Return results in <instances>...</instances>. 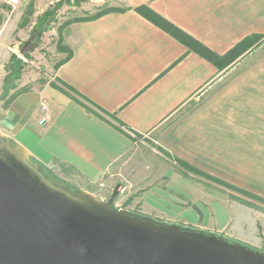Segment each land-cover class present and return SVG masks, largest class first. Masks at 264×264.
I'll list each match as a JSON object with an SVG mask.
<instances>
[{
  "label": "crops",
  "instance_id": "obj_1",
  "mask_svg": "<svg viewBox=\"0 0 264 264\" xmlns=\"http://www.w3.org/2000/svg\"><path fill=\"white\" fill-rule=\"evenodd\" d=\"M57 1H49L40 12L31 1L15 5L13 19L16 24L21 20L19 27L29 23L32 28ZM70 4L63 7L69 17L46 34L62 41L72 56L57 68L50 66L49 74L39 71L41 75L27 78L22 73L16 88L0 98L1 133L49 172L82 184L99 181L133 146L143 144L168 169L161 180L153 178L142 197L144 211L136 214L264 252L247 241L252 236L238 208L179 165L222 180L224 169L235 167L231 160L239 164L244 159L239 154L254 151L246 138L264 137V0ZM90 6L115 11L85 19L81 14ZM158 20L220 57L246 37L259 35L263 40L219 69L165 31ZM193 104L195 109L188 111ZM144 136L148 143L141 140ZM234 224L241 226V239L230 236L237 233Z\"/></svg>",
  "mask_w": 264,
  "mask_h": 264
},
{
  "label": "water",
  "instance_id": "obj_2",
  "mask_svg": "<svg viewBox=\"0 0 264 264\" xmlns=\"http://www.w3.org/2000/svg\"><path fill=\"white\" fill-rule=\"evenodd\" d=\"M53 179L0 131V264H264V252L167 224Z\"/></svg>",
  "mask_w": 264,
  "mask_h": 264
},
{
  "label": "rangeland",
  "instance_id": "obj_3",
  "mask_svg": "<svg viewBox=\"0 0 264 264\" xmlns=\"http://www.w3.org/2000/svg\"><path fill=\"white\" fill-rule=\"evenodd\" d=\"M7 0H0V15L3 21H0V96L3 94L2 79L5 75V65L7 64L10 55L15 54L23 56L29 65L24 64V76L41 75L40 72L50 73V66L54 67L57 62L65 58V52L58 51V41H55L53 35L45 33L44 40L39 45V50L35 54L25 57L20 51L21 44L27 42L31 34V24L19 27V22L16 24V19H13L15 13L11 12L12 8L6 4ZM29 1L34 2L38 8V12L43 11L51 0H18L16 6L27 4ZM53 1V0H52ZM9 6V9H4L2 6ZM98 12L94 7L90 6L87 11L81 15L89 17L91 14ZM80 12L76 15H79ZM18 16V15H17ZM67 16V8H63L58 12L57 25L54 28H58L62 23V18ZM35 16L32 17L34 20ZM60 43L63 45L62 41ZM66 47V46H65ZM24 50H31V45L24 47ZM19 58V57H18ZM20 59V58H19ZM22 61V60H21ZM35 68L37 70H35ZM40 71V72H39ZM221 84L214 86L213 91H217V88ZM195 109L194 104L188 108V111ZM264 132V131H263ZM146 139H143V143ZM148 143V142H146ZM246 144L254 151L247 152L245 156L239 154V157H244L241 163L237 164L235 160H231L229 169H224V173L227 174L226 178L222 180L218 177L213 178L220 180L227 185L236 188L238 190L246 191L258 198L264 199V137L246 138ZM159 151V149H157ZM162 153V152H161ZM164 154V153H162ZM240 165V167H239ZM238 166V167H237ZM168 166L165 161L159 159L155 153L150 151L143 144H136L125 155H123L109 170L103 175V177L92 184H82L73 181L66 180L59 174L49 172L50 176L60 181L65 185H69L72 188L83 190L94 194L100 199H107L114 187L117 184L122 185V192H120L115 198V205L117 208H125L131 210L133 213H142L144 211V200L142 199L144 192H146L150 184L153 183V178L161 180L167 172ZM152 174V175H151ZM198 176V175H197ZM151 177V178H150ZM201 177V176H199ZM212 177V176H211ZM208 184L205 187L212 189L217 193V196L221 197L228 204H231L232 208H238V214L245 217L247 222V234L251 239H247L251 245L258 247V249H264V203L246 197L235 190L224 187L203 177ZM69 182L70 184H67ZM153 186V185H152ZM159 185L155 184V187ZM180 207H186V202H179ZM241 213V214H240ZM239 217V216H238ZM234 223V222H233ZM235 225V224H234ZM230 226H228L229 228ZM237 230L236 234H230L233 239H241L238 230L241 226L235 225ZM243 230V229H241Z\"/></svg>",
  "mask_w": 264,
  "mask_h": 264
},
{
  "label": "trees",
  "instance_id": "obj_4",
  "mask_svg": "<svg viewBox=\"0 0 264 264\" xmlns=\"http://www.w3.org/2000/svg\"><path fill=\"white\" fill-rule=\"evenodd\" d=\"M82 2H83V0H74L73 3L70 4L68 2V0H59V1L55 2L53 5H51L50 7H48L41 15H39L36 18V22L31 28V34H30L29 40L27 42L21 44V46H20L21 53H23V55L25 57H29L31 50L39 47L43 34L48 32L52 28L53 24L57 23L58 12L64 7V5L70 4L71 7H79ZM112 11H115V10L112 8H100L98 10V12H96L95 14H93L89 17H86L85 19H94V18H97L101 15H104V14L112 12ZM139 11H141V10H139ZM153 16L154 15L152 14L151 17H153ZM154 17H156V16H154ZM157 23L165 31H167L169 34H171L175 38H177L182 44H184L190 50L194 51L199 56H201V57L205 58L206 60H208L209 62L213 63L219 69H222L223 67H225L228 63H230L232 60H234L241 52L246 51V50L250 49L251 47L256 46L258 43H260L263 40V36H259V35H252V36L246 37L239 44H237L227 54V56L220 57V56H217L216 54H214L213 52H211L209 49H207L205 46H203L199 42H197V41L193 40L191 37L187 36L185 33L174 28L173 26H171L167 22H164L162 20H158ZM29 44L31 45V50H24V47L29 45ZM58 51L59 52H65L66 56H65V58H63L62 60H60L59 62H57L55 64V68H57L62 63L66 62L72 56L71 50H69L65 46H62V44L60 42L58 43ZM23 69H24L23 62L15 54H11L7 64L5 65V75L3 77V94H2V96H0V98L7 97L9 95V92L16 88V84L22 76ZM179 165L181 167L185 168L187 171H189L195 175L201 176V177H203L207 180H210L214 183H217V184L222 185L224 187L235 190L238 193H240L246 197L253 198V199H256V200L264 203V199L258 198V197L254 196V195H252L246 191L233 188V187L227 185L226 183L203 173L200 170L194 169V168H192V167H190V166H188L182 162H179ZM43 171L46 174H49V171L46 168H43ZM70 188L75 189L72 187H70ZM227 240L230 242H238V241L228 239V238H227ZM241 244L245 245L243 243H241ZM245 246H248V245H245ZM248 247H250V246H248Z\"/></svg>",
  "mask_w": 264,
  "mask_h": 264
},
{
  "label": "built area",
  "instance_id": "obj_5",
  "mask_svg": "<svg viewBox=\"0 0 264 264\" xmlns=\"http://www.w3.org/2000/svg\"><path fill=\"white\" fill-rule=\"evenodd\" d=\"M7 5H9L12 9L13 7L18 3V0H7L5 1ZM0 21H3L2 19V16L0 15ZM20 58V60H22V62L26 63L27 65H29V62L23 57V56H18ZM41 110L42 111H45L46 110V106H45V103H42L41 104ZM45 122V118L41 119L40 123H44ZM147 139V136H144L143 139ZM141 139V140H143ZM122 192V185L121 187L119 188V191H118V194ZM116 206V205H115Z\"/></svg>",
  "mask_w": 264,
  "mask_h": 264
}]
</instances>
